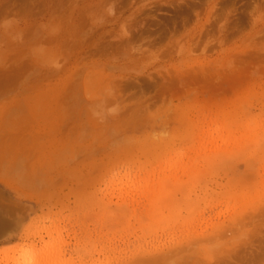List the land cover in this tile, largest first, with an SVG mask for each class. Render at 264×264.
<instances>
[{
	"label": "rangeland",
	"instance_id": "obj_1",
	"mask_svg": "<svg viewBox=\"0 0 264 264\" xmlns=\"http://www.w3.org/2000/svg\"><path fill=\"white\" fill-rule=\"evenodd\" d=\"M6 93L62 157L0 264H264V0H0Z\"/></svg>",
	"mask_w": 264,
	"mask_h": 264
},
{
	"label": "crops",
	"instance_id": "obj_2",
	"mask_svg": "<svg viewBox=\"0 0 264 264\" xmlns=\"http://www.w3.org/2000/svg\"><path fill=\"white\" fill-rule=\"evenodd\" d=\"M11 96L7 93L0 95V253L28 237L26 227L37 214V205L48 188L47 175L55 173L56 157L60 155H56L54 146H47L46 142L39 140V127L36 126L40 114L30 111L29 99ZM30 115L37 119L34 128H31ZM10 159L13 161L9 162ZM20 173L23 178L24 175L25 178L32 174L37 176L38 184L42 187L40 197H34L29 188L22 185L18 180ZM6 233L10 235L5 237Z\"/></svg>",
	"mask_w": 264,
	"mask_h": 264
},
{
	"label": "bare ground",
	"instance_id": "obj_3",
	"mask_svg": "<svg viewBox=\"0 0 264 264\" xmlns=\"http://www.w3.org/2000/svg\"><path fill=\"white\" fill-rule=\"evenodd\" d=\"M104 2H106V1H104ZM99 9L101 10V8H99ZM97 10H98V9H97ZM105 10H106V9H105ZM110 10H111V9H110ZM91 11H92V10H91ZM98 12H99V11H98ZM95 13H96V12H95ZM108 13H109V11H108ZM87 14H88V13H87ZM104 15L106 16V14H104ZM107 15H109V14H107ZM109 16H110V15H109ZM109 16H108V17H109ZM110 18H111V17H110ZM105 19H106V18H105ZM90 20H91V19H90ZM96 22H97V21H96ZM107 22H108V21H107ZM59 25H60V23H59ZM75 29H76V28H75ZM99 29H100V28H99ZM89 30H90V29H89ZM89 33H90V32H89ZM122 36H123V35H122ZM123 42H124V41H123ZM57 46H58V45H57ZM52 48H53V47H52ZM54 48H55V47H54ZM56 48H57V47H56ZM50 49H51V48H50ZM185 49H186V48H185ZM55 50H56V49H55ZM181 50H183V49H181ZM51 51H54V50L51 49ZM49 53H51L50 50H49ZM126 54H127V53H126ZM155 54H156V53H155ZM98 69H100V68H98ZM102 79H103V78H102ZM102 82H103V81H102ZM111 82H112V81H111ZM112 83H113V82H112ZM101 85H102V83H101ZM0 140H1V139H0ZM16 142H17V141H16ZM10 154H13V153H10ZM14 154H16V153H14ZM14 154H13V155H14ZM16 155H17V154H16ZM14 157H15V156H14ZM10 158H11V157H10ZM2 159L4 160V158H2ZM12 159H13V156H12ZM12 159H10L9 162H11ZM5 160H6V158H5ZM14 160H15V159H14ZM12 161H13V160H12ZM17 161H18V160H17ZM9 164H10V163H9ZM14 164H15V162H14ZM17 164H18V163H17ZM7 165H8V163H7ZM8 166H10V165H8ZM12 166H14V165L12 164ZM12 166H11V167H12ZM19 166H20V164H19ZM11 167H10V168H11ZM14 167H16V166H14ZM10 168L8 169L9 172H10ZM6 169H7V167H6ZM6 169H5V170H6ZM12 169H14V168L12 167ZM12 169H11V170H12ZM5 172H7V170H6ZM18 173H19V172H17V174H18ZM15 174H16V173H15ZM13 175H14V174H13ZM20 175H21V173L18 175V177H19L18 180L22 182V185H23V186H24V185L27 186L26 188H29V190H30V192H32V194L39 195V192H37L38 187H37V185L35 184L36 181H34V179L31 178L30 176H29L30 178H29V177L25 178L26 175H24V178H23L22 175H21V176H20ZM11 176H12V175H11ZM26 180H27V181H26ZM23 182H24V183H23ZM19 183H20V182H19ZM23 223H24V222H23ZM16 227H17V226H16ZM4 228H5V227H4ZM8 228H10V227H8ZM0 230H1V229H0ZM4 230H5V229H4ZM2 231H3V230H2ZM5 231H6V230H5ZM0 232H1V231H0ZM0 234H2V233H0ZM3 235H4V234H3ZM3 235H2V236H3ZM7 235H8V233H6V235H4V236L6 237ZM9 235H10V234H9ZM9 235H8V236H9ZM4 236H3V237H4ZM1 240H2V237H1Z\"/></svg>",
	"mask_w": 264,
	"mask_h": 264
}]
</instances>
